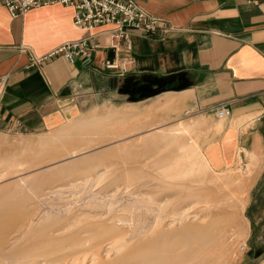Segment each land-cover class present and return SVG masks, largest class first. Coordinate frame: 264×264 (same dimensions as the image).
<instances>
[{
	"label": "crops",
	"instance_id": "0c3cea01",
	"mask_svg": "<svg viewBox=\"0 0 264 264\" xmlns=\"http://www.w3.org/2000/svg\"><path fill=\"white\" fill-rule=\"evenodd\" d=\"M138 4L179 31L156 37L133 32L132 49L116 53L107 45L112 27L99 26L92 34L100 48L90 61L58 58L32 67L33 56L90 33L75 27L72 7L50 5L14 18L0 0V78H7L0 134L35 137L81 117L109 115L120 122L129 117L128 131L135 134L151 133L154 124L194 125L192 138L215 169L257 166L246 206L248 263L254 264L257 254L264 259V118L249 121L264 111V0ZM116 58L132 61L122 77L104 67ZM229 101L225 120L205 112Z\"/></svg>",
	"mask_w": 264,
	"mask_h": 264
},
{
	"label": "rangeland",
	"instance_id": "374dc122",
	"mask_svg": "<svg viewBox=\"0 0 264 264\" xmlns=\"http://www.w3.org/2000/svg\"><path fill=\"white\" fill-rule=\"evenodd\" d=\"M96 117L99 121L93 120ZM180 122L182 121L169 128L154 124L151 133L135 134L128 131L131 126L129 117L120 122L113 115L91 116L81 117L57 130L35 137L0 134V205H11L14 209L12 213H7L6 226L13 227L7 233L5 247L16 241L14 255L28 256L50 251L47 260L53 263L89 264L96 252L113 242L111 235L89 244L87 240H91V234H87L81 236L82 242L74 246H71L72 243L66 244L65 248L59 251L53 245L33 250L32 246L40 239H36L35 243L26 244L27 239L32 236L22 234L24 227L33 221L38 226L46 225L48 235H52L57 229H64L65 233H61L60 237H69L87 230H92L93 233L97 230L103 231L116 222H121L122 228L125 229L127 223L135 219L136 223L139 222L146 228L151 224L152 215L160 206L165 225L170 224L167 217L175 213L189 211L203 215L207 188L199 182L185 180L184 176L189 177L190 173L187 175L182 169L168 176L163 175L164 166L175 161L180 164L188 162L186 165L193 167L194 171L206 170L204 174L209 178L226 175L231 177V183L224 184L223 187H229L228 192L234 193L233 195L229 193L231 200L241 203L240 220L247 230V235L243 240L238 241L234 238L233 241H229L232 249L227 264H249L247 254L249 223L246 206L257 176V166L239 163L224 170L215 169L203 156L201 148L192 138V133L181 134L183 140L179 139L181 135L177 136L178 138L169 135L170 130L177 127ZM115 126L118 132H114ZM120 138H123L122 141H119ZM149 138L152 143L145 145H152V149L153 144L156 145L155 151L151 149V154L148 153L150 149L143 148L145 145L139 147ZM130 144L138 145L134 147H139L137 151L140 153L129 149V155L124 148H128ZM188 147L190 150H187ZM183 149L186 150L185 154L182 152ZM188 153H192L190 158L186 156ZM127 172L130 174L126 175ZM162 176H165V182L162 181L164 179H160ZM235 187L236 189L232 191ZM97 225L102 226L98 228ZM137 240L134 239L132 240L134 243H131L134 245ZM110 246L113 250L117 248L114 244ZM209 247L214 249L215 246ZM258 247L260 250L263 248ZM72 251L77 253L71 254ZM208 253L212 254L211 251ZM210 255L207 254L205 257L208 262L211 260ZM262 255L263 252L256 255L257 260L254 264L264 262Z\"/></svg>",
	"mask_w": 264,
	"mask_h": 264
},
{
	"label": "bare ground",
	"instance_id": "6f19581e",
	"mask_svg": "<svg viewBox=\"0 0 264 264\" xmlns=\"http://www.w3.org/2000/svg\"><path fill=\"white\" fill-rule=\"evenodd\" d=\"M230 116L231 114L227 117L218 119L225 120ZM194 127V125H181L180 123L177 127L171 129L170 132L168 130V132L169 135H175L177 137L181 134L183 135L193 133ZM164 133L166 134V132ZM164 135L163 138L166 139ZM182 135L181 137H179L180 140L184 139H182ZM151 141L152 140H150L149 138L148 140L143 141L144 144L139 147H143L145 144L150 145L152 143ZM153 145L154 149H156L155 143ZM134 146L138 145L130 144V146L128 148H124V150L126 152H129L128 150L132 149L131 151L136 152L137 154L138 152L140 153V151H137L139 147ZM151 146L145 145V147L143 148L147 147V149H150L148 150L149 152L147 151L148 153H150L152 150L155 151L154 149H152L153 147L151 148ZM163 147L164 146H162V148ZM183 150L182 152L185 154L186 150ZM187 150H190L189 147ZM148 153H146V155H148ZM190 154L192 153H188L186 156L190 158ZM188 158L186 160H188ZM164 164L166 163L164 162ZM186 164H188V162H183L182 164H180L179 162L175 161L173 162V164H166L163 168V175L168 176L171 175V173L182 169L183 173L185 172L187 173V175L188 173H190L189 177L184 176V178H186L185 180H192L196 183L199 182L200 184H203L207 188V193H205L206 208L203 210V215H198L189 211L175 213L170 217H167L169 218L170 224L165 225L163 223L164 218H162L163 214L160 206L159 210H157V212H154V215H152L153 213L151 214L152 222L146 228H143L139 222L136 223L135 219L134 221H129L125 226V229L122 228L121 222H116L112 226L110 225L111 227H108L107 229L104 228V230L102 229L103 231L97 230L96 233H93L92 230H87L69 237H60L61 233H65L64 229H57L56 231H53V233L51 232L52 235H48L46 225L38 226L32 221L29 225L24 227V233H22L24 235L26 234L32 236L27 239L28 242H26V244L35 243L34 241L36 239H40L37 241V243H35L34 246H32L33 250L38 247L53 245L55 249L59 251L65 248L64 246L66 244L72 243L73 245L71 246L77 245L82 240L81 236H85L87 234H91V240H87L89 241V244L107 235H111L114 239L113 242H110V244H106V246L102 247L99 252H96L91 257V262L89 264H227V262L230 260L232 249L230 247L229 241H233L234 238L240 241L245 239V236L247 235V230L245 229L240 220L239 213L241 203L236 200H231V195H233L234 193L228 192V190L230 189L229 187H223L224 184L231 183L232 179L230 176L227 175L209 178L207 174H204V171L206 170L203 169L204 171H202L200 169V171H194L193 167H189ZM127 174H130V172H127L126 175ZM160 179H164L162 181L165 182V176H162ZM183 182L186 181L183 180ZM234 189H236V187L231 190L234 191ZM229 193H231L230 196ZM12 210L14 209L11 205H0V264H57L47 260V255L51 253L50 251L47 253V251L41 250L43 252H37L33 255L31 254L28 256L26 254L19 256L13 254V249L17 246L16 241H13L9 244V246L5 247L7 233L9 232V229L13 227L12 225L6 226V222L8 220L7 213L11 212ZM4 216H6L7 219ZM101 226L102 225H97L98 228H100ZM43 237H45V239H42ZM134 239L138 240L137 243L133 245L131 242H133L132 240ZM111 244L116 245L117 248L113 250L110 246ZM211 245L215 246L213 247L214 249L209 247ZM207 250L211 251L212 254L210 255L208 253L209 251ZM74 253L77 252L72 251L71 254ZM207 254L210 255L211 258L209 262L205 260ZM114 255L116 256L112 258V256Z\"/></svg>",
	"mask_w": 264,
	"mask_h": 264
},
{
	"label": "built area",
	"instance_id": "2783aa9c",
	"mask_svg": "<svg viewBox=\"0 0 264 264\" xmlns=\"http://www.w3.org/2000/svg\"><path fill=\"white\" fill-rule=\"evenodd\" d=\"M201 1V0H198ZM248 4L257 5L258 0H245ZM12 17L25 15L32 9L61 4L72 7L75 11L74 25L77 29L89 32L88 37L64 42L42 56H33L31 66L38 67L45 62L64 58L68 62L76 60L90 61V54L100 48V43L92 31L99 26H111L108 33V47L116 53L125 47L132 49L131 34L139 32L145 36H165L172 31H179L169 26L163 18L147 13L138 4V0H1ZM31 51L22 48L21 51ZM132 61L114 59L104 63L105 69L111 74L122 77L130 71ZM7 78H0V99L6 91ZM233 101L219 103L207 110L206 113L214 114L217 118H224L232 113ZM264 118V111L251 118L249 123L260 121Z\"/></svg>",
	"mask_w": 264,
	"mask_h": 264
}]
</instances>
